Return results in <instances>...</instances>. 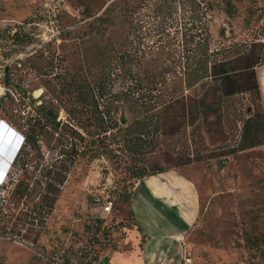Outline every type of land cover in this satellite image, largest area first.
<instances>
[{
  "label": "rangeland",
  "instance_id": "rangeland-1",
  "mask_svg": "<svg viewBox=\"0 0 264 264\" xmlns=\"http://www.w3.org/2000/svg\"><path fill=\"white\" fill-rule=\"evenodd\" d=\"M261 44L264 0H0V118L9 124L0 129V150L14 148L23 133L38 135L0 182V264H94L109 251L87 226L102 215L97 197L111 196L114 216L126 220L136 181L131 170L148 169L155 159L165 166L191 161L180 165L199 197L198 219L184 237L190 264H264L260 97L216 96L211 77L189 85L200 59H208L209 68L228 59L234 69ZM120 53L131 56L133 78L119 68L113 74L110 57ZM167 65L172 72L161 75ZM102 77L108 86L100 97L92 87ZM125 77L135 97L142 94L151 104L180 100L160 120L153 117L159 130L148 125L151 143L138 144L137 152L124 145L135 127L127 125L150 115L119 112L102 125L79 99L86 93L87 103L97 94L101 107L114 105L111 93L124 87ZM184 106L193 114L183 115ZM73 129L67 145L64 133ZM23 162L27 171L20 169ZM20 181L22 193L10 198ZM31 212L44 222H24ZM27 227L36 233L25 236ZM127 241L125 250L132 245Z\"/></svg>",
  "mask_w": 264,
  "mask_h": 264
},
{
  "label": "trees",
  "instance_id": "trees-1",
  "mask_svg": "<svg viewBox=\"0 0 264 264\" xmlns=\"http://www.w3.org/2000/svg\"><path fill=\"white\" fill-rule=\"evenodd\" d=\"M99 21H101L102 23H107V19L100 17L98 19ZM260 49L258 52H253V53H249L246 54L245 57H242V66H239L238 68H234V69H229V63H228V59H224L221 60L219 62H211V67L209 68L208 65L209 60L207 59L206 61H202V59H200V66L198 68H195L192 71L191 77H190V81H189V85H194L196 82H198L199 80L206 78V77H211L214 78V81L212 82H208V84L211 86L212 88V94L214 95H220V97H230L232 95H234L235 93H246V92H251V93H255V95L259 98L260 97V86H259V81L257 78V72L255 70V66L258 65L259 63H261L262 60V55L264 52V46L263 44L260 45ZM207 46L204 49V53H207ZM103 55V53H100ZM245 54V53H244ZM130 55H127V53H120L118 56L116 55H112V57L114 59V62L116 63V66L113 68V74L115 73V71L117 70V68L120 69V72H122V76H127L125 74H128V77L133 78V76L135 75L136 72H134V65L132 66V61H128V59L130 58ZM173 55H168V57H166L167 60L173 59ZM241 60V59H239ZM237 63V62H236ZM244 63V64H243ZM171 71V67L167 66H163L161 68V71H159V73H161V75H164V73H170ZM158 73V74H159ZM112 74V73H110ZM119 75V74H117ZM157 73L154 75L152 74V77H156ZM160 75V74H159ZM128 77L124 78V87L120 90L117 91L115 93H111V96H113L114 99V105L110 104L107 106L101 107V103L98 100L97 94H95L93 96V99L90 102L86 103V93L82 94L79 96L80 102L82 104H87V109H92L94 110V112L96 113L95 115L97 116V121L104 125L105 122H107V117L108 115H115L118 114L119 112H121V115H125V111H128V113L133 114V115H150L151 118L150 119H143L141 122L138 121V123H136V125H127V130H132V128L134 127V129L132 130V132L129 131V133H133L132 135H129V133L126 134V136L124 137V145L129 149H132V152H137L138 149H136V147H138V144H142L145 142L151 143V141H147L146 136L150 135L151 131L148 132L147 131V126L150 124L154 125V130L157 131L159 130L158 127V122L153 121V117L157 118V121L161 119L160 115H164L168 109L173 106L175 103H179L180 100L178 98L174 99L173 97L170 98L169 100H165V101H156L155 103H150L146 101V97H144V95L139 94L137 97H135V93H134V88L131 86L130 83H128ZM8 80V79H7ZM7 82V81H6ZM154 82H160V81H154ZM126 84V86H125ZM108 86L107 81L105 78H99L98 79V83H95V85H93V89L97 88V92L100 95V97H102V90L106 89V87ZM133 90V91H132ZM151 92L153 90V88L149 89ZM182 101H184V99H182ZM261 101V99H260ZM184 105V104H183ZM76 110V109H75ZM74 110V111H75ZM204 110V109H203ZM208 106L205 107V114L207 113ZM191 111V109H189V107H185L183 108V115H189V112ZM72 112H73V108H72ZM192 112V111H191ZM198 114H202V111H198ZM195 113V112H194ZM193 114V112H192ZM259 117L261 118L260 121H262L263 126H264V115L263 112L261 111L259 113ZM123 122L125 123V117H123ZM152 122V123H151ZM55 125L58 127L59 123H55ZM247 125V123H245V126ZM133 126V127H130ZM113 127H106V130H108L107 128H114ZM154 132V131H153ZM75 134H77V132L73 129V130H68L64 133V136H66L67 138V142L66 144L69 145L70 141H72L75 137ZM23 143L21 145V148L19 150V152L17 153L10 170L7 173V176L11 177L12 175V170L18 165L20 157L22 152L25 150V148L27 147H33L37 144L38 142V135L35 132H28V133H23ZM146 144V143H145ZM257 144V143H256ZM131 146V147H130ZM148 148V147H147ZM155 149L152 148L150 149L148 152H154ZM144 152V151H143ZM63 154H67V151H62ZM226 152H224L223 154H225ZM199 160V159H196ZM191 161L185 160V161H181L179 159H176V163L170 165V166H165L162 163L159 162V159H155L152 164L151 167L148 169H142V170H131V173H133V176L136 177V180L139 178H142L146 175L149 174H154L156 172H162L165 170H168L170 168L176 167V166H180L183 164H188ZM52 168V165H51ZM51 168L48 170L47 173H51ZM20 169L23 171H27V166H26V162H23L20 165ZM49 182H52V179H49ZM60 184L61 182H63V179L61 178L59 180ZM135 182V181H134ZM53 183V182H52ZM50 183V184H52ZM21 181L18 182L14 189L9 190L8 196L11 198L14 197V195L18 194V193H22L21 191ZM28 185H26L27 188ZM25 188V187H24ZM49 188V187H48ZM132 190V189H131ZM101 200V202H105L109 199L114 200L111 196H106L103 197V199L101 197H97ZM2 210V208H0V211ZM115 201H114V207L112 212L108 215V216H102V215H97L94 218L90 219L88 221V227H90V229H93V235L94 237L97 238H101V235L104 237V242L107 248H109L108 250H114V251H118V250H123V249H127V245L128 241L126 240L127 237L129 239V237L131 236V231L132 229L135 227L136 223L132 220V216L129 213L128 214V218L125 219H116L115 215ZM24 222L28 221L31 223V225H38L39 222H41L39 220V218L37 217V213L36 212H31L30 214H24V216L22 217ZM29 218V220H28ZM44 219H47V217H44ZM37 223H34V222ZM44 222V221H42ZM29 231V234H28ZM36 231L32 228H28L27 227V233L25 236L30 237L32 236V234H35ZM123 241V242H122ZM34 243V242H32ZM125 243V244H124ZM35 244V243H34ZM107 254H105L104 257H98L97 255L94 257L95 258V262L94 264H96L97 262L101 261L103 263H105V259ZM190 256V255H189Z\"/></svg>",
  "mask_w": 264,
  "mask_h": 264
},
{
  "label": "crops",
  "instance_id": "crops-1",
  "mask_svg": "<svg viewBox=\"0 0 264 264\" xmlns=\"http://www.w3.org/2000/svg\"><path fill=\"white\" fill-rule=\"evenodd\" d=\"M264 55V54H263ZM262 61L263 56H262ZM264 115V64L257 71ZM186 166H176L137 179L129 213L136 223L128 250H110L105 264H180L184 237L199 215V197Z\"/></svg>",
  "mask_w": 264,
  "mask_h": 264
},
{
  "label": "built area",
  "instance_id": "built-area-1",
  "mask_svg": "<svg viewBox=\"0 0 264 264\" xmlns=\"http://www.w3.org/2000/svg\"><path fill=\"white\" fill-rule=\"evenodd\" d=\"M0 126H5L7 128L9 124L4 119L0 118ZM98 202L102 208V216H108L113 210L114 200L109 199L105 202H101V200L98 198ZM190 262H191V257L189 256V254L186 253V255L183 257L182 262L180 264H190ZM96 264H105V263L99 261Z\"/></svg>",
  "mask_w": 264,
  "mask_h": 264
},
{
  "label": "bare ground",
  "instance_id": "bare-ground-1",
  "mask_svg": "<svg viewBox=\"0 0 264 264\" xmlns=\"http://www.w3.org/2000/svg\"><path fill=\"white\" fill-rule=\"evenodd\" d=\"M3 132V131H2ZM4 137H5V135H4ZM12 137V136H11ZM14 138V137H13ZM3 139V138H2ZM14 142H15V140H14ZM13 142V143H14ZM19 142V141H18ZM1 146V145H0ZM13 146V145H12ZM17 146H18V144L14 147V149L12 148H10L9 147V149L10 150H8V148H6L8 151L6 152V151H4L2 148H3V146H1L2 148H1V150L4 152V159L3 160H5V158L6 157H8V156H10L11 155V153L13 152V151H15V149L17 148ZM1 150H0V152H1ZM7 163V161L5 160V161H0V182H2V180L4 179L3 178V176H5V173H4V169H5V164ZM2 170V171H1ZM8 170V169H7Z\"/></svg>",
  "mask_w": 264,
  "mask_h": 264
},
{
  "label": "clouds",
  "instance_id": "clouds-1",
  "mask_svg": "<svg viewBox=\"0 0 264 264\" xmlns=\"http://www.w3.org/2000/svg\"><path fill=\"white\" fill-rule=\"evenodd\" d=\"M0 129H2V126H0ZM9 129V128H8ZM11 133L12 134H14L15 135V131H14V128H12L11 129ZM16 137H18L17 135H15ZM19 141V142H18ZM22 143H23V136L22 135H19V138H18V140H17V142H16V144H15V146L18 144V146H17V148L15 149V153H14V155H13V157H12V162L10 163V164H8V166L6 167V171L4 172L5 173V175L7 176V173H8V171L10 170V168H11V165H12V163H13V161H14V159H15V157H16V155H17V153L19 152V150H20V148H21V145H22ZM14 146V147H15ZM14 149V148H13ZM14 152V151H13ZM12 152V153H13ZM11 153V154H12ZM10 157V156H9ZM6 159V158H5ZM10 166V168L7 170V168ZM2 171V170H1Z\"/></svg>",
  "mask_w": 264,
  "mask_h": 264
},
{
  "label": "water",
  "instance_id": "water-1",
  "mask_svg": "<svg viewBox=\"0 0 264 264\" xmlns=\"http://www.w3.org/2000/svg\"><path fill=\"white\" fill-rule=\"evenodd\" d=\"M3 127H5V126H3ZM5 128H6V127H5ZM15 152H16V151H14V152L10 155L9 158H6V159H5V160L7 161V163L5 164L4 172L6 171V167L8 166V164H10V163L12 162V157H13V155H14Z\"/></svg>",
  "mask_w": 264,
  "mask_h": 264
}]
</instances>
